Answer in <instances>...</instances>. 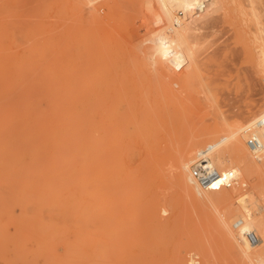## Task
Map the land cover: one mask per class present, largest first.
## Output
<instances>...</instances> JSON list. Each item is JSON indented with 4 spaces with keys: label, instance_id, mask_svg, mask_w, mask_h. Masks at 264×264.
<instances>
[{
    "label": "rangeland",
    "instance_id": "1",
    "mask_svg": "<svg viewBox=\"0 0 264 264\" xmlns=\"http://www.w3.org/2000/svg\"><path fill=\"white\" fill-rule=\"evenodd\" d=\"M84 12L0 0V67L30 76L29 141L0 120V264H248L179 168L216 143L236 169L229 126L264 110V69L228 23L207 43L105 12L90 39Z\"/></svg>",
    "mask_w": 264,
    "mask_h": 264
},
{
    "label": "bare ground",
    "instance_id": "2",
    "mask_svg": "<svg viewBox=\"0 0 264 264\" xmlns=\"http://www.w3.org/2000/svg\"><path fill=\"white\" fill-rule=\"evenodd\" d=\"M75 1L77 8L80 11H85L81 14L83 18L85 19V16H89L88 22L86 20L87 23L82 25L84 29L82 30L83 38H94L96 34L95 27L103 22L105 12H111L114 19H120L126 13L129 17H132L131 21L133 22V17H136L135 13H147L143 17H148V20L150 19L160 27L162 26L160 30L163 27L166 29H164L166 32H161L162 34L159 30V34L164 35L166 33V37L182 40L203 38L207 43L220 40L221 36L218 35L220 31L217 26L221 23H228L235 30L234 37L236 41L242 43V51L246 52L249 57L256 59L257 63L254 61V66L257 64L258 70L261 67L264 69V0H107L105 4L101 3L94 7L87 4L85 0ZM89 1L91 2L90 4H95L98 0ZM207 5L210 9L206 11ZM142 14L138 15V17ZM141 19L143 20V18ZM136 20L134 23L129 21V25L133 26L134 24L136 26ZM148 20H144L146 21L144 23L149 24ZM203 23H207L209 26L202 27ZM150 24L149 26H151ZM154 25L147 29L152 31ZM157 28L156 30H158ZM204 28H210V30L202 31ZM154 32L153 30L150 33L153 34ZM161 35L159 36L161 37ZM210 50L212 49L209 48ZM18 58L11 60L13 70L9 69L8 64H6L4 69L0 67V120L13 122L15 124V133L25 136L29 141L30 131L27 116L30 108V76L29 71L26 68L24 69L21 63H17L19 61ZM250 119L252 120V122L249 121L250 124H246L247 121H245L244 125H236L238 127L233 130L231 129L232 126H229L231 127L229 128V137L233 138V143L231 142L232 160L233 163L237 164L236 169H226V166L223 165L226 162L225 160H230L229 157L224 159L220 157L216 160L213 158V152L216 148L215 143L198 153L196 157L193 156L183 162L179 171L183 182L189 187L195 185L199 193L196 195L203 198L202 200H209L214 207L210 206L215 211L218 210L216 227L225 236L229 244L235 248V250H232H237L238 252L236 253L240 252L244 255L248 264H264V210H262V206L260 207L261 210H258L255 203L258 197L264 200V148L252 149L248 144L251 136L264 143V110L253 117L251 116ZM242 133L245 137L248 136L246 139L247 146L240 138ZM251 151L257 159L253 157ZM202 158L217 168L219 172L235 171L237 175L234 185L230 188L221 186L213 188L203 187L195 179L192 172L193 165L201 161ZM253 190L257 191V198L254 197ZM209 201L206 203H209ZM253 206H256V208ZM57 215L60 216L58 213ZM48 219L51 220V218ZM70 219L72 220V218ZM249 233H254L258 241L251 240L248 236Z\"/></svg>",
    "mask_w": 264,
    "mask_h": 264
},
{
    "label": "built area",
    "instance_id": "3",
    "mask_svg": "<svg viewBox=\"0 0 264 264\" xmlns=\"http://www.w3.org/2000/svg\"><path fill=\"white\" fill-rule=\"evenodd\" d=\"M248 144L252 149L264 148V143H261L257 138L252 136L249 138ZM192 172L195 179L206 188L219 186L230 188L234 185L237 175L233 170L219 172L217 168L212 166L204 158L193 165ZM248 236L251 240L258 241V238L254 233H249Z\"/></svg>",
    "mask_w": 264,
    "mask_h": 264
}]
</instances>
